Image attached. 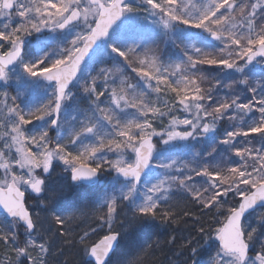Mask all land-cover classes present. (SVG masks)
<instances>
[{
    "label": "snow or ice",
    "instance_id": "obj_1",
    "mask_svg": "<svg viewBox=\"0 0 264 264\" xmlns=\"http://www.w3.org/2000/svg\"><path fill=\"white\" fill-rule=\"evenodd\" d=\"M262 210L264 0H0V264H49L54 245L148 264L121 251L148 225H191L209 264H264Z\"/></svg>",
    "mask_w": 264,
    "mask_h": 264
},
{
    "label": "trees",
    "instance_id": "obj_2",
    "mask_svg": "<svg viewBox=\"0 0 264 264\" xmlns=\"http://www.w3.org/2000/svg\"><path fill=\"white\" fill-rule=\"evenodd\" d=\"M159 50L163 59L167 60L169 58L175 59L176 56L180 54V50L173 46L171 43H163L158 41ZM30 58V57H29ZM100 67H111V64L99 65L96 68V71H99ZM259 68H257V76L259 78ZM95 74V73H93ZM78 96H82V92L77 93ZM242 95H244L242 93ZM71 101L68 103L71 105ZM81 107H87L85 101H80ZM69 113H71V109H69ZM70 118V116H69ZM230 121H221L219 125V133L223 135L225 129H228L230 126ZM53 135L55 133H52ZM202 146L197 145V150H199ZM63 166L57 169V172L61 175H68L66 173H61V169ZM108 174L102 176L101 182L109 179ZM103 187L98 186L93 188V190L84 193L88 197L89 200L94 199L95 196L101 194L103 192ZM81 193L77 191V189L72 188V190L67 191L65 194L66 199L69 201L77 202ZM36 201L34 199L28 200V206L30 208L34 207ZM222 219V217H221ZM201 223L204 224L205 228L208 229L211 225H216V220L210 216H206L202 219ZM88 224L91 226H95V223L92 221H88ZM86 227L88 225H85ZM150 226V225H148ZM218 226V225H217ZM147 226L140 227L136 230L130 231L125 234V239L121 241V251L122 252H135L140 248H144L145 252L152 253L155 252V255L148 256V264H172L174 261H185L190 257L189 249L180 248L181 244L186 243L188 240L192 241L193 246H197L198 242H203V238H201L198 231H196L191 225L189 226H181L179 228H174L165 226V225H151V228L145 230ZM198 227V225H197ZM145 230V231H144ZM78 232H81L79 228H77ZM107 232V229H100L98 233L92 234L93 240H97L102 238V235ZM82 234V232H81ZM176 236V245L167 244L171 236ZM21 236L23 238V231L21 230ZM159 244L160 247H156ZM201 244V243H200ZM151 246V247H149ZM215 248V244H214ZM53 255L50 257L51 264H88L86 260V256L84 255L82 249L79 246L76 247H65L64 252L61 254L59 252V248L54 245L53 246ZM1 256V255H0ZM1 259V258H0ZM206 258H204V261Z\"/></svg>",
    "mask_w": 264,
    "mask_h": 264
},
{
    "label": "rangeland",
    "instance_id": "obj_3",
    "mask_svg": "<svg viewBox=\"0 0 264 264\" xmlns=\"http://www.w3.org/2000/svg\"><path fill=\"white\" fill-rule=\"evenodd\" d=\"M54 46V45H53ZM34 50V49H33ZM31 58V57H30ZM260 67V66H257V68ZM8 91L11 93V94H15L16 93V84L15 82L13 81L11 83V86L8 88ZM70 102V101H69ZM68 102V103H69ZM69 116H71V114L69 113ZM219 129V128H218ZM63 166V165H61ZM60 166V167H61ZM58 175H61L60 173L57 172ZM111 178L109 179H106L105 181H103L101 183V187H103L102 189L104 190V188H106L108 186V183L110 181ZM69 183H70V180H69ZM72 190V188H70V191ZM69 191V189L67 190ZM66 191V193H67ZM34 209L38 208V205L37 203L34 204ZM255 218H253V223H255ZM151 228V225L150 226H147L145 228V230ZM144 230V231H145ZM201 243V244H200ZM193 246V245H192ZM197 250H198V255L196 257H194V259H196L198 261V264H209V259L210 257L214 254V251H215V248H214V242L213 241H208L207 243L204 242V239H203V242H198L197 243ZM190 252V251H189ZM191 254V252H190ZM191 256V255H190ZM1 259H3V256L1 255L0 256ZM204 258H206V260L204 261ZM49 264H51V261L49 260ZM172 264H190V260L189 258L185 261H174L172 262Z\"/></svg>",
    "mask_w": 264,
    "mask_h": 264
},
{
    "label": "water",
    "instance_id": "obj_4",
    "mask_svg": "<svg viewBox=\"0 0 264 264\" xmlns=\"http://www.w3.org/2000/svg\"><path fill=\"white\" fill-rule=\"evenodd\" d=\"M99 184H100V182H99ZM99 184L95 185L94 187L98 186ZM89 259H90V258H89V257H87V262H88V260H89Z\"/></svg>",
    "mask_w": 264,
    "mask_h": 264
}]
</instances>
